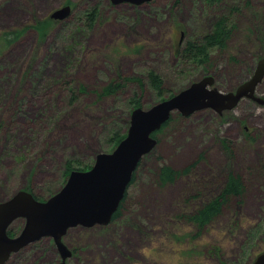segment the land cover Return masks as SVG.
<instances>
[{"label":"rangeland","instance_id":"1","mask_svg":"<svg viewBox=\"0 0 264 264\" xmlns=\"http://www.w3.org/2000/svg\"><path fill=\"white\" fill-rule=\"evenodd\" d=\"M70 1L72 13L44 35L34 25ZM99 11L89 25L88 11ZM222 16L230 36L207 63L191 62L177 46L201 40ZM0 202L29 185L38 199L58 191L73 168L92 166L125 134L139 97L148 108L205 75L232 91L264 55V0H0ZM163 78V93L149 73ZM113 81L123 87L102 96ZM264 95V80L258 86ZM143 157L120 216L107 225L72 227L64 236L71 264H254L264 252V106L243 99L220 114L175 112ZM227 145V147H226ZM195 163L190 174L162 184L161 166ZM240 176L221 214L200 229L189 216L216 197L229 174ZM67 173V174H66ZM24 225L11 226L18 233ZM133 239V241H130ZM55 241L44 237L4 264H59Z\"/></svg>","mask_w":264,"mask_h":264},{"label":"water","instance_id":"2","mask_svg":"<svg viewBox=\"0 0 264 264\" xmlns=\"http://www.w3.org/2000/svg\"><path fill=\"white\" fill-rule=\"evenodd\" d=\"M111 1L141 5L152 0ZM72 10L71 4H65L53 10L49 17L62 20L71 15ZM263 79L264 55L252 76L235 90L222 91L215 86V77L208 74L148 108L135 107L127 135L113 151L98 153L90 169H73L65 184L44 200L38 199L32 191L19 189L1 201L0 264L44 237L54 239L61 255L59 264H71L69 259L73 250L65 243L64 236L72 227L107 225L112 221L140 161L158 144L154 132L160 130L175 112L189 116L210 108L222 114L234 109L245 97L264 105V97L257 93ZM17 219H23L24 225L12 236L9 229ZM254 264H264V252L256 257Z\"/></svg>","mask_w":264,"mask_h":264},{"label":"trees","instance_id":"3","mask_svg":"<svg viewBox=\"0 0 264 264\" xmlns=\"http://www.w3.org/2000/svg\"><path fill=\"white\" fill-rule=\"evenodd\" d=\"M208 1L210 3H218V2H221L224 0H208ZM67 4H71V2L68 1ZM98 11H99L98 5L92 7V9L90 11H88L87 14H88V18H89V22H88L89 25H93L94 21L97 18ZM54 21L51 18L42 19V20H39L34 25V27L38 29V31L41 35H44V34H46L45 33L46 29ZM26 29H27V27H23V28L14 29L10 32H6L0 37V39L2 41H5L7 44H10L11 42H13L16 39H18L19 37H21L25 33ZM230 31H231V28L229 26V18L227 16H222V17H220V19H218L216 21L214 28L210 32L206 33L202 37L201 40H198V39L190 40V41H188L187 45L184 48H181L179 46H177V48H178V50H180V53L182 55H184V58L186 60L191 61V62H197V63H207L209 61V58H210V55H211V52L213 51V49H215L217 47H224L226 45V41L228 40V38L230 36ZM261 41L264 43V39H262ZM149 77H150L151 84L158 90L159 94L163 93V91H164L163 78L154 70L150 71ZM123 86L124 85H123L122 81H113L103 88L101 95L102 96L114 95ZM173 94L174 93H172L170 96H172ZM162 99H164V98H162ZM132 102H136L135 107L142 106V103L140 102L139 97H136V100L132 99ZM173 115L162 126V128L160 130L153 133V136L155 138L158 139V136H157L158 133L160 131H162L167 125L170 124V122L173 119ZM126 135H127V132L125 134L116 133L114 135V137L112 138V140L115 141V143L117 145ZM116 145H115V147H116ZM226 147H227V145H226ZM142 160H143V158H142ZM142 160L140 161L138 168L141 165ZM72 164H73V162H68V164H67V170H68L67 176H69L70 172L73 169H75V168H73ZM194 166H195V163L192 165L183 167L182 169H178V168H174L173 166H171L167 163H164L160 168L159 180L162 184L172 183V182L176 181L178 177H181L182 175H185V174H187V175L190 174ZM91 167L92 166L87 165V166H84L82 169L81 168H78V169L87 170V169H90ZM137 169H136V171H137ZM136 171L134 172L133 178H132L130 184L128 185L125 197H124L123 201L121 202L119 209L113 215L112 221H114L115 219H117L120 216V210L122 208V205H123L125 199L127 198L128 190H129L130 186L135 181ZM25 189L32 191L34 193L32 188L30 187V185L28 188H25ZM244 189L245 188H244V183H243L242 178L240 176H235V174H233V173H230L228 176L227 183L224 186V189L221 192V194H219L218 196L211 199L209 202H207L205 205H203L201 208H199L196 212L191 214L189 216V218L195 224H197V226L200 229L204 228L206 225L210 224L215 218H217L221 214L223 206L227 202V200L229 199L230 196H232V195L242 196L244 193ZM36 197H37V195H36ZM9 234L14 236L17 233H14L12 228L10 227ZM130 241H133V239H131Z\"/></svg>","mask_w":264,"mask_h":264},{"label":"flooded vegetation","instance_id":"4","mask_svg":"<svg viewBox=\"0 0 264 264\" xmlns=\"http://www.w3.org/2000/svg\"><path fill=\"white\" fill-rule=\"evenodd\" d=\"M263 80H264V79H263ZM262 82H263V81H262ZM262 82H261V83H262ZM261 83H260V84H261ZM260 84H259V85H260ZM259 85H258V86H259ZM237 87H238V86H237ZM237 87H236V88H237ZM236 88H235V89H236ZM235 89H234V90H235ZM257 89H258V88H257ZM257 93H258V92H257ZM261 96L264 97V95H261ZM243 99H250V98L245 97V98H243ZM243 99H242V100H243ZM242 100H241V101H242ZM250 100H252V99H250ZM241 101H240V102H241ZM253 101H254V100H253ZM240 102L238 103V105L240 104ZM254 102H256V101H254ZM257 103H258V102H257ZM238 105H237V106H238ZM237 106H236V107H237ZM263 106H264V105H263ZM236 107H235V108H236ZM235 108H234V109H235ZM232 110H233V109H232ZM226 111H227V110H226ZM224 112H225V111H224ZM224 112H223V113H224ZM220 114H221V113H220ZM231 173H233V172H231ZM233 174H234V173H233ZM235 176H236V174H235ZM227 180H228V178H227ZM223 189H224V188H222V191H223ZM222 191H221V192H222ZM221 192H220L219 194H221ZM219 194H218V195H219ZM218 195H217V196H218ZM18 252H20V251H18ZM18 252H16V253H18ZM73 254H74V252H73ZM12 255H13V254H12ZM72 256H73V255H72ZM10 258H11V257H10Z\"/></svg>","mask_w":264,"mask_h":264}]
</instances>
